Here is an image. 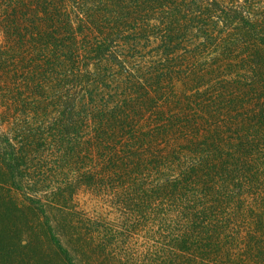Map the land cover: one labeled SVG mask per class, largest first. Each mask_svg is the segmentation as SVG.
<instances>
[{
    "label": "trees",
    "instance_id": "16d2710c",
    "mask_svg": "<svg viewBox=\"0 0 264 264\" xmlns=\"http://www.w3.org/2000/svg\"><path fill=\"white\" fill-rule=\"evenodd\" d=\"M29 1L23 25L9 20L21 10L19 1L5 8L11 12L5 22L0 15L5 37L0 126L6 129L0 135L1 176L14 185L25 179L32 183L23 165L35 163L44 143L55 154V169L107 189L118 206L131 207L130 220H152L144 217L149 183L157 184L154 197L167 192L183 202L205 198L198 235L204 242L212 238L210 225L228 213L223 205H229L231 195L255 192L262 182L257 172L249 174L244 161V154L254 151L253 142L240 141L235 149L240 157L229 154L235 147L230 152L219 147L220 139L233 133L222 130V124L235 125L237 118L225 116L231 105L217 99L237 87L263 100L256 87L264 83V0ZM261 107L254 120L263 127ZM48 115L55 116V132L38 138L27 127ZM159 143L170 145L167 156L155 152L165 149ZM172 169L177 176H169ZM129 195L141 202L133 206ZM97 221L100 225L103 217L73 226L94 242L97 233L111 227L100 225L93 233ZM154 221L160 227L172 224L168 215L158 214ZM37 226L27 225L30 244ZM190 233L188 227L186 238L193 243L196 229ZM50 234L45 235L48 244L73 264L53 230ZM7 238L3 241L13 238L11 232ZM174 251L170 245L167 260L178 261Z\"/></svg>",
    "mask_w": 264,
    "mask_h": 264
},
{
    "label": "rangeland",
    "instance_id": "374dc122",
    "mask_svg": "<svg viewBox=\"0 0 264 264\" xmlns=\"http://www.w3.org/2000/svg\"><path fill=\"white\" fill-rule=\"evenodd\" d=\"M17 1L20 2L21 9L17 16L11 14L10 10L5 12L10 2ZM26 4L29 6L30 1L0 0L2 21L5 22L7 14H11L10 21L17 20L21 25L26 23L28 18L23 12L27 8L24 7ZM4 38L0 28V49ZM218 74H221L220 71L215 74L216 79ZM256 88L257 96L260 95L259 98L264 100V83ZM225 94L217 100H224V103L231 105H227L223 113L225 116L237 118L232 119L237 124H222V130L231 128L233 133L226 134L218 145L228 152L231 147H235L229 154L240 157L235 151L240 141L253 142L254 151L245 153L244 161L246 168L252 170L249 174L257 172L260 176L259 182H262L254 189L255 192L245 190L241 196L231 195L229 205H223L228 213L217 218V223H212L218 227V231L209 223L212 238L204 239V242V235H198L203 224L199 209L203 203H207L205 198H202V202H183V197L174 195L172 198L173 194L167 192L154 197L157 184L149 183L142 193L145 197L148 196L146 202L149 204L144 217H152V220L145 221L142 217H131L130 220L131 207L123 204L118 206V201L111 199L112 193L107 189H99L87 179L79 180L80 175L77 173L64 174L55 169V154L49 152L43 143L34 154L35 163L27 169L23 165L25 174L33 178L32 183L27 184L25 179L21 185H14L10 180L6 181L9 177L5 179L0 174V230L3 229L0 233V264H68L64 261V254H60L57 248L48 244L45 235L49 232L51 236V230L73 258V264H264V125L259 126L254 120V117H260L264 103L261 105L263 100L259 101L258 97L251 94L249 96L244 88L236 87ZM189 113L192 115V110H189ZM55 124V116L48 115L35 120L27 128L34 130L38 138H51L55 132ZM235 128L240 130H234ZM5 131L6 129L0 126V135ZM158 145L160 149L165 147L161 152L155 151L158 156H167L171 150L170 145ZM202 151L207 152V149L202 148ZM168 165L166 168H169ZM234 166L233 164L232 167ZM92 168L94 167H91V173L96 170ZM168 174L175 177L178 172L172 169ZM156 176L154 174V177ZM60 192L65 194L63 198L58 195ZM130 199L135 201L133 206L141 202L140 197L130 196ZM187 206L191 207V211ZM233 213L235 215H232ZM158 214L168 215L172 224L160 227L154 221ZM97 215L103 217L101 226L106 225L108 228L110 224L111 227L107 229L108 232L103 229V233H97L93 242L83 229L76 232L73 225L79 220L91 222ZM71 218L77 219L72 221ZM62 222L65 226H62ZM99 222L101 221L96 222L97 229H91V232L103 228ZM28 224L38 225L35 227L34 237L30 238L31 244L28 243L27 236L25 237L28 234ZM188 227L191 233L196 229L193 243L191 238H186ZM9 232L13 238L8 242L3 241L8 239ZM177 240L182 244L176 245ZM184 241L187 242L186 246ZM170 245L175 248L176 255L173 258L178 261L173 262L165 257L164 254L170 250Z\"/></svg>",
    "mask_w": 264,
    "mask_h": 264
}]
</instances>
